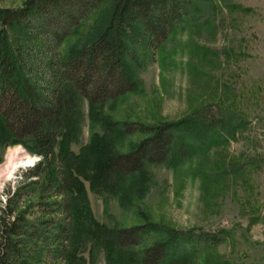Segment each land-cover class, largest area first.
<instances>
[{"label":"trees","instance_id":"16d2710c","mask_svg":"<svg viewBox=\"0 0 264 264\" xmlns=\"http://www.w3.org/2000/svg\"><path fill=\"white\" fill-rule=\"evenodd\" d=\"M189 1L23 0L19 8L0 9V137L40 156L0 206V264H85L80 252L87 243L91 260L102 252L105 264H193L218 242L154 223L105 228L92 214L84 181L102 195L116 192L146 165L176 166L215 137L232 138L243 121L234 104L203 105L178 122L119 129L107 123L116 137L144 136L129 153L111 154L102 142L90 153L69 149L80 99L97 106L127 92L147 50L165 40ZM93 15L94 36L60 52ZM158 35L164 39L155 43ZM94 157L98 166L89 177ZM152 236L158 238L147 244Z\"/></svg>","mask_w":264,"mask_h":264},{"label":"rangeland","instance_id":"374dc122","mask_svg":"<svg viewBox=\"0 0 264 264\" xmlns=\"http://www.w3.org/2000/svg\"><path fill=\"white\" fill-rule=\"evenodd\" d=\"M22 3L0 0V9ZM94 18L66 37L60 52L93 37ZM163 39L158 35L154 40ZM156 46L146 56L138 48L146 63L134 71L135 83L127 92L97 106L80 99L69 146L74 154L90 153L101 142L111 154L129 153L144 136L116 137L109 125L178 122L212 103L234 104L243 121L232 138L215 137L176 166L146 165L124 177L116 192L102 195L84 181L92 214L109 229L154 223L216 236L218 242L199 252L193 264H264V0H190L188 13ZM105 86L112 89L110 81ZM14 149L35 161L0 180V206L7 191L40 160L0 137V165ZM96 166L94 157L87 176ZM157 238L149 237L147 244ZM90 248L87 243L80 252L85 264H105L102 252L91 260Z\"/></svg>","mask_w":264,"mask_h":264},{"label":"bare ground","instance_id":"6f19581e","mask_svg":"<svg viewBox=\"0 0 264 264\" xmlns=\"http://www.w3.org/2000/svg\"><path fill=\"white\" fill-rule=\"evenodd\" d=\"M35 158L23 155L19 149L11 150L7 153L3 164L0 165V180L10 178L16 170L34 163Z\"/></svg>","mask_w":264,"mask_h":264}]
</instances>
